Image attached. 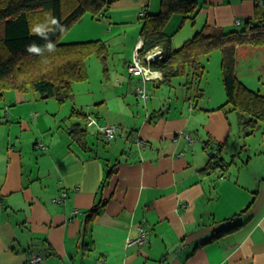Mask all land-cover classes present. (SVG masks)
I'll use <instances>...</instances> for the list:
<instances>
[{
    "label": "crops",
    "instance_id": "0c3cea01",
    "mask_svg": "<svg viewBox=\"0 0 264 264\" xmlns=\"http://www.w3.org/2000/svg\"><path fill=\"white\" fill-rule=\"evenodd\" d=\"M255 3L205 0L192 27L199 30L195 22L204 13L201 28L236 29L253 17ZM146 5L116 0L101 16L106 31L126 37ZM140 28L136 38L132 29L118 72L102 69L104 80L113 82L109 92L90 101V112L81 109L85 142L62 132L60 123L57 133L46 134L34 112L37 133L28 137L19 106L30 110L33 100L17 89L1 94L0 264H25L32 253L42 255L41 264H264V126L243 134L239 113L219 108L225 102L222 81L208 86L203 75V96L194 99L187 94L189 76L167 85L130 74ZM185 33L175 39L171 31L172 48L193 35ZM247 49L237 48V76L238 57ZM261 63L262 51L260 75ZM137 86L148 93L146 108ZM74 116L70 120L80 123ZM88 117L118 124L120 131L108 140L87 125ZM213 142L224 144L217 149ZM210 152L224 170L208 169ZM140 227L147 230L145 241L128 243Z\"/></svg>",
    "mask_w": 264,
    "mask_h": 264
},
{
    "label": "trees",
    "instance_id": "16d2710c",
    "mask_svg": "<svg viewBox=\"0 0 264 264\" xmlns=\"http://www.w3.org/2000/svg\"><path fill=\"white\" fill-rule=\"evenodd\" d=\"M115 1L0 0V96L4 90L27 91L31 88L40 94L53 95L58 100L69 98L72 96L71 83L87 78L85 60L91 55L97 56L105 71L107 47L103 40L62 43L59 42V36L85 12L89 11L94 17H100ZM65 2H68L67 8L64 6ZM254 7L253 17L245 19L242 27L226 30L204 25L176 48L171 47V34L164 30L166 22L173 13L193 19L198 10V0H160L159 11H144L139 17L142 38L140 55L154 47H160L163 57L152 61L150 67L161 72L162 83L167 85L176 77L189 76V97L196 99L203 96L200 86L205 73L202 57L212 50H220L225 102L219 108L226 107V111L234 110L239 113V126L243 134L254 133L260 126H264V92L248 88L235 72L238 46H249L262 51L261 74L264 76V0L262 3H255ZM52 19L63 26L62 30L51 24ZM36 26L54 30L47 32L45 39L33 31ZM49 41L55 45L54 51L44 49L39 54L28 51L33 43L44 48ZM141 87L144 88L146 97L135 92L146 102L148 93L144 86ZM61 88H66L68 92H59ZM145 106H148L147 103ZM74 114L82 119L86 118L81 109H72L71 116ZM68 132L75 139L85 142L86 128L81 123L72 125ZM213 143L218 146L217 149H221L224 144ZM215 155L216 152H210L206 166L211 170L217 167L224 170L226 164L219 163Z\"/></svg>",
    "mask_w": 264,
    "mask_h": 264
},
{
    "label": "rangeland",
    "instance_id": "374dc122",
    "mask_svg": "<svg viewBox=\"0 0 264 264\" xmlns=\"http://www.w3.org/2000/svg\"><path fill=\"white\" fill-rule=\"evenodd\" d=\"M205 0H198V7L204 3ZM262 3L263 0H259ZM64 6L68 7V2L64 3ZM151 9V10H150ZM160 9V0H147V5L145 6V9H143V12L149 11L151 13H155L159 11ZM43 14V13H42ZM44 20V19H43ZM186 20V21H185ZM204 13L200 14L198 16L197 22H195L196 26H198L199 30L201 28V25L205 22L204 21ZM107 20H104L103 17L93 16L91 12H85L82 17L74 22L72 25H70L60 36H59V42L67 43L71 41H82V40H103L105 42V45L107 47V59L108 63L107 66L109 67L111 72V75L116 74L118 71L116 69L121 66V62H119V57H123L128 51L131 49L132 46V29L135 30L134 32V38L138 37V29L141 24V20H138L136 22V26H130L128 27L126 33V37H124V33L120 35H114L113 32H107L105 28H107L108 22ZM184 22V23H183ZM244 24V21L240 24V26H237V28L242 27ZM193 20L191 18H183V16L180 13H173L168 18L165 28L168 31L169 34H171L175 39H180L182 36L186 35V31L190 30V36L194 34L195 28L192 27ZM182 26V27H181ZM197 28V27H196ZM226 30H229L230 27L224 28ZM189 36V35H187ZM246 47V46H244ZM248 47V46H247ZM248 52V54H247ZM261 53V50L256 48H250L247 49L246 54H244L243 57H238V60H240V65L238 68V78L242 81H246L244 83L248 88L253 90H258L260 83H258V78L255 77L259 74V54ZM244 59H246L244 61ZM202 63L204 64V76L206 79V84L212 87H220V81H221V70H220V63H221V53L219 49L212 50V52L208 55H205L202 57ZM85 67L87 71V78L85 80H78L71 83V93L72 96L69 98H64L62 100H58L55 96L49 95V96H43V94H40L38 91L31 90V88L27 89V91H21L23 92L24 96L27 97V100L32 99L34 105L31 107V109H28V106L26 103L21 104L20 111L22 112L23 119L28 122V130L27 134L28 137L31 136L30 133H37L36 129L34 128L33 124L35 123V119L38 118V116L42 117V124L41 127L45 129L46 134H53L54 132L57 133L58 125L61 124V130L62 132H68L70 131L71 125H74V121L70 120L71 117V111L72 109H82L83 111H89L90 110V101H92L94 98H97L98 100H102L103 96L105 97L106 94L109 92V87L113 84L112 80L109 82H106L104 80V77L102 75V63L99 61L96 55H91L85 60ZM253 72V73H251ZM259 76L261 77L262 81L264 82V76L262 74ZM112 79V77H111ZM204 79V81H205ZM208 80V81H207ZM110 85V86H109ZM109 86V87H108ZM63 90H66L65 92H68V90L65 88H61L59 92H62ZM75 97L74 100L72 98ZM1 99V98H0ZM141 104L146 108L145 106V100L140 99ZM95 103H92V106H99L94 105ZM148 105V104H147ZM49 110V111H47ZM93 111V109H91ZM31 112L38 113L37 117H33L31 115ZM90 112V111H89ZM45 114H49V116H45ZM75 115V114H74ZM43 116H45V119H43ZM62 118V119H61ZM64 119V120H63ZM74 119H77L78 122L81 123L82 126L83 119L77 116H74ZM73 122L71 125L70 123ZM69 123V124H68ZM89 130V129H88ZM234 130H236V125L234 124ZM90 133H92L93 129L89 130ZM26 134V136H27ZM104 145L102 142H100V146ZM103 146H101V149Z\"/></svg>",
    "mask_w": 264,
    "mask_h": 264
},
{
    "label": "built area",
    "instance_id": "2783aa9c",
    "mask_svg": "<svg viewBox=\"0 0 264 264\" xmlns=\"http://www.w3.org/2000/svg\"><path fill=\"white\" fill-rule=\"evenodd\" d=\"M143 12H141V15ZM142 46V38L136 44V52L133 54L131 61L127 64V71L132 75H141L144 80L161 78V72L159 70H154L150 67L152 61L160 60L163 57L162 49L154 47L153 49L147 51L144 55H140L139 50ZM136 91L139 95L146 97L144 88L141 86L136 87ZM87 125H94L96 129L104 135L106 139H111L115 137L120 131V126L115 123H99L95 118L89 117L87 120ZM65 192L62 194L64 197ZM65 199H63L64 201ZM147 235V230L140 227L139 234L137 237L128 239V243L132 244L135 242L142 243L145 241ZM42 256L38 253H32L27 259L25 264H41Z\"/></svg>",
    "mask_w": 264,
    "mask_h": 264
},
{
    "label": "clouds",
    "instance_id": "9594fccd",
    "mask_svg": "<svg viewBox=\"0 0 264 264\" xmlns=\"http://www.w3.org/2000/svg\"><path fill=\"white\" fill-rule=\"evenodd\" d=\"M52 25L57 26V28H60L62 30V25L58 24V21L55 19H52L51 21ZM54 29L52 28H45L44 26H36L33 31L40 35L42 38L47 39V32L49 31H53ZM46 49L47 51L51 52L55 50V45L52 42H47L46 45L44 46V48H41L40 46H37L36 44H31L28 48V51L31 53H42L43 50Z\"/></svg>",
    "mask_w": 264,
    "mask_h": 264
},
{
    "label": "water",
    "instance_id": "95a60500",
    "mask_svg": "<svg viewBox=\"0 0 264 264\" xmlns=\"http://www.w3.org/2000/svg\"><path fill=\"white\" fill-rule=\"evenodd\" d=\"M43 96H47V93H45Z\"/></svg>",
    "mask_w": 264,
    "mask_h": 264
}]
</instances>
